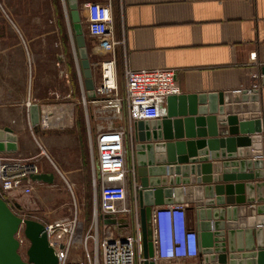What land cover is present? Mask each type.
I'll list each match as a JSON object with an SVG mask.
<instances>
[{
  "label": "water",
  "instance_id": "95a60500",
  "mask_svg": "<svg viewBox=\"0 0 264 264\" xmlns=\"http://www.w3.org/2000/svg\"><path fill=\"white\" fill-rule=\"evenodd\" d=\"M67 4L86 97L94 99L95 81L80 2L67 0ZM262 73L264 85V68ZM240 101L250 105L239 106ZM260 101L261 91L256 88L234 93L181 94L167 100L164 118L134 124L133 149L144 264H156L153 261L154 208L192 204L198 233L199 264H264V109ZM231 103L236 105L230 107ZM248 109L251 111L249 117L237 116L240 111L246 113ZM41 110L38 104L29 109L33 128L39 126ZM218 130L222 134L220 138ZM228 130L231 137L227 136ZM207 135L210 140H205ZM196 137L199 140H195ZM185 138L188 140L184 141ZM17 142L18 138L10 128L0 129V154L16 153ZM207 146L213 162L207 157L196 158V154ZM242 148L247 149L246 156L239 152ZM249 149H254L255 154L251 155ZM238 152L242 160H235ZM217 161L226 170L222 169L214 176L213 163ZM231 167L234 170H228ZM30 178L47 184L55 181L54 174L46 173ZM195 183L204 185L194 186ZM181 184L193 186L182 189ZM12 204L22 210L19 203L14 201ZM105 224L112 225L115 221L106 220ZM21 231L29 241L27 260L20 254L21 244L17 236ZM0 264H59L45 224L22 218L1 196Z\"/></svg>",
  "mask_w": 264,
  "mask_h": 264
},
{
  "label": "crops",
  "instance_id": "0c3cea01",
  "mask_svg": "<svg viewBox=\"0 0 264 264\" xmlns=\"http://www.w3.org/2000/svg\"><path fill=\"white\" fill-rule=\"evenodd\" d=\"M79 2L83 9L90 2L112 5L116 38L122 42L116 50V58L123 85V72L127 67L134 70L172 69L177 73V83L182 94L234 93L254 89L257 85L261 91V108L264 109V85L261 81L264 68V0ZM84 12L87 20L85 9ZM45 28L47 29L46 24H0V129L10 128L18 138L16 153L0 155L25 161L37 160L41 167L40 174H54L55 179L56 164L74 166L72 172L67 174L71 180H78V173L85 170L86 160L71 156L69 138L57 140L40 136L42 129L33 128L30 123L29 103L44 107L59 98V95L66 94L68 99L69 93H72L71 89L68 90V84L62 86L60 83L65 78L70 86L67 69H62V61L57 52L51 54L47 44L43 46ZM48 29H51V25ZM253 56H256L255 60ZM63 88L65 91L61 90ZM240 102L239 106L250 105L249 102ZM235 105L231 103L229 106ZM239 114L237 116L245 118L250 116L251 111L248 109L244 113L243 110ZM217 133L220 138L222 134L219 130ZM227 136H232L229 130ZM195 140L199 138L196 137ZM205 140H210L209 135ZM127 144V164L132 169L135 167V144ZM209 149L207 146L200 150L196 158L207 157L213 162ZM47 150L52 154L51 158L46 157ZM65 150L66 154L63 153ZM246 150L242 148L239 152L245 155ZM249 150L251 155L255 154L254 149ZM239 152L235 160L243 159L239 157ZM213 164L214 176L221 173L222 169L226 170L219 161ZM228 170L234 169L231 167ZM34 183V188L39 189L52 185ZM199 185L204 184H194ZM187 186L193 185L181 184L179 187L186 189ZM3 198L11 203L16 201L13 196ZM131 201L135 204L133 189ZM137 203L139 204L138 197ZM184 206L187 209L188 227L197 232L195 214L191 210L194 205ZM69 218L71 217L62 220ZM189 264H199V260H191Z\"/></svg>",
  "mask_w": 264,
  "mask_h": 264
},
{
  "label": "built area",
  "instance_id": "2783aa9c",
  "mask_svg": "<svg viewBox=\"0 0 264 264\" xmlns=\"http://www.w3.org/2000/svg\"><path fill=\"white\" fill-rule=\"evenodd\" d=\"M84 9L87 12L88 34L96 41L91 53L99 57L91 62L95 98L88 99L85 94L83 100L85 109H92L96 134L98 160L94 184L100 187V206L95 210L93 221L95 234L90 233L91 230L85 233L83 224L76 217L45 226L59 264H144L140 209L136 196L139 188L136 168H128L127 143L134 145L136 122L164 118L166 113L163 109L167 100L182 93L175 70H134L127 67L123 72V95L116 58V50L122 42L116 38L112 5L90 2L85 4ZM258 87L255 85L254 89ZM28 106L32 105L29 103ZM68 107H41L38 128L47 131L64 126L63 115L71 111ZM89 130L91 132L90 123ZM40 173L37 160L25 161L0 155V189L6 198L16 197L18 193L30 197L35 190V183L30 177ZM132 189L135 204L131 201ZM106 220H114L115 224H105ZM152 225L153 261L156 264H189L191 260L198 259V233L188 227L184 205L154 208ZM21 232L17 236L21 244L20 254L27 260L29 241L24 233L21 236ZM66 238L68 243L65 244ZM90 238L96 244L95 261L88 249ZM77 243L85 245L84 258L72 257ZM24 246L25 254L22 253Z\"/></svg>",
  "mask_w": 264,
  "mask_h": 264
},
{
  "label": "rangeland",
  "instance_id": "374dc122",
  "mask_svg": "<svg viewBox=\"0 0 264 264\" xmlns=\"http://www.w3.org/2000/svg\"><path fill=\"white\" fill-rule=\"evenodd\" d=\"M80 10L89 57L91 62L97 61L98 58L91 53L96 41L88 34L86 13L81 4ZM0 24H46L47 29H43V46L45 47L47 44L46 47L49 48L51 54H54L55 51L57 52L58 58L62 61V69L65 70V67L67 69L70 86L69 83H66L65 78L60 83L62 86L68 84V90H72V93H69L70 96L68 99H66V94H61L59 98L51 101L48 105L64 108H69L68 106H70L69 110L71 111L65 110L66 114L63 115L64 126L61 125V127L47 131L41 130L39 133L40 136H47L49 139L58 140L64 137L69 138L71 141V147L69 149L71 156L86 160L85 170L78 173V180H71L68 176L69 174H67V172H72L73 165V167H68L64 164H60V166L56 164V179L51 186L41 189L35 188L30 197H25L21 193L17 194L15 202L22 206L21 211L17 210L7 199L9 201L8 203L24 219L36 220L45 225H49L63 218L76 217L83 224L85 233L91 230L89 232L95 234L93 221L95 218V210L100 206V187L94 184V172L97 168L98 160L96 134L93 130L94 121L92 109H85L83 104L84 95L86 94L84 79L67 0H0ZM50 25L51 29L49 30L48 27ZM122 82L120 77L121 93L124 95L125 87ZM61 90L65 91L64 88ZM88 120L91 126V132L89 130ZM45 153L47 158L49 156L51 158L52 154L48 150ZM63 153L66 154V150ZM1 195L5 197L0 190ZM21 236H23L22 232ZM64 241L65 244L68 243L67 238ZM88 244L91 258L95 261V240L90 238ZM25 246L22 250L23 254L26 251ZM74 250L72 252L73 258L81 259L86 256L84 244L80 245L77 243Z\"/></svg>",
  "mask_w": 264,
  "mask_h": 264
},
{
  "label": "bare ground",
  "instance_id": "6f19581e",
  "mask_svg": "<svg viewBox=\"0 0 264 264\" xmlns=\"http://www.w3.org/2000/svg\"><path fill=\"white\" fill-rule=\"evenodd\" d=\"M79 242H80V240H79Z\"/></svg>",
  "mask_w": 264,
  "mask_h": 264
}]
</instances>
